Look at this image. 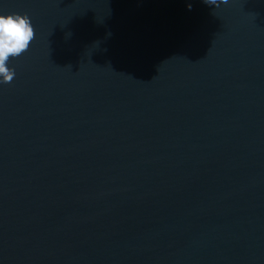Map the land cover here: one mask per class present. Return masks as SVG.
<instances>
[{
  "label": "water",
  "instance_id": "95a60500",
  "mask_svg": "<svg viewBox=\"0 0 264 264\" xmlns=\"http://www.w3.org/2000/svg\"><path fill=\"white\" fill-rule=\"evenodd\" d=\"M0 14V264H264V0Z\"/></svg>",
  "mask_w": 264,
  "mask_h": 264
},
{
  "label": "clouds",
  "instance_id": "9594fccd",
  "mask_svg": "<svg viewBox=\"0 0 264 264\" xmlns=\"http://www.w3.org/2000/svg\"><path fill=\"white\" fill-rule=\"evenodd\" d=\"M204 3L216 5L217 0H204ZM222 3L227 4L229 0ZM34 37V27L27 15L0 14V83L13 80L15 69L8 66V61L28 50Z\"/></svg>",
  "mask_w": 264,
  "mask_h": 264
}]
</instances>
